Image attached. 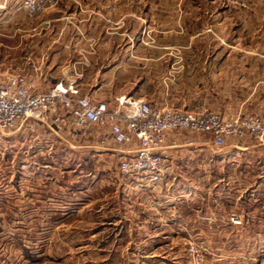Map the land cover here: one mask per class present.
<instances>
[{
    "label": "rangeland",
    "instance_id": "374dc122",
    "mask_svg": "<svg viewBox=\"0 0 264 264\" xmlns=\"http://www.w3.org/2000/svg\"><path fill=\"white\" fill-rule=\"evenodd\" d=\"M28 1L0 0V82L10 76H18L23 81L33 82L38 90L45 91L58 80L70 79L76 80L85 94L96 90L112 97L121 94L133 98L145 96L149 102L168 106H181L189 96L187 103L191 110L203 106L226 113L241 111L264 119V0H178L204 5L192 14L199 20L191 25V31L203 33L198 38L200 40L193 43L194 46L234 53L224 58L219 74L193 71L180 76L183 68H178L176 73L173 67L177 65L169 64L167 59H162L166 62L155 67L149 59L57 56L55 51L70 50L71 46V43L51 39L55 38L59 24L63 23L57 20L64 17L74 31L81 32L72 22L80 23L79 14L86 8L82 6L89 0L60 1L57 6L33 18L24 9ZM214 35L218 39L208 43V38ZM180 63L178 60V66ZM175 77L179 84L177 91L171 84L172 80L176 82ZM140 79H144L143 87H139ZM197 135L180 133L177 143L198 148L191 139ZM187 138L192 143L188 144ZM201 144L200 147L210 149L206 150V155L203 152V155L195 152L174 154L176 151H173L172 156L179 159L185 155L181 160L182 166L174 165L177 170L182 168L181 177L194 175V181L204 180V185L192 181L194 185L187 187L170 186L168 182L173 172L160 184L142 181L144 187H141L136 176L125 178L120 175L119 159L114 150L72 147L64 135L55 132V128L52 130L33 120L14 132L0 133L1 197L10 195L7 189L20 196L23 202L27 201L25 192L28 196L32 194L43 199L53 197L64 202V214L65 210L70 211L64 222L58 225L59 217L30 211L23 213L20 206L8 214L5 205H12V201L2 204L0 211L5 210L6 216L0 219V230H8L9 225L15 222L18 243L9 248L6 243L9 234L0 231V264H24L25 252L33 255V264H89V254L92 253L89 240H98L104 247L118 238L120 240L115 244H123L128 255H136L133 248L139 245H143L144 254H165L181 251L180 248L185 253V242L194 241L201 243L206 250L203 264H257L256 260L264 253V248L256 247L254 234H237L232 228L225 231L227 234H202L194 230L187 235H172L153 231L157 220L153 221L152 212L168 213L172 195L193 198L195 202L190 203L199 206L195 211L200 216L221 214L219 216L226 218V213L237 214L249 209L237 206L238 210H228V206H234L231 197L236 190L240 195L253 193L251 190L258 188L254 186L256 179L264 178L261 176L264 175V155L255 147V142L231 140L226 145L230 151L236 146H252L254 152L242 154L240 160L234 154L211 150L209 146L212 145L207 138ZM238 161L248 165L247 171L241 170V174L246 176L241 177L240 186L235 177L238 170L222 172L220 169L224 164H238ZM219 195L225 198H218ZM156 197L161 201L157 202ZM32 203V207L40 208L35 201ZM146 214L150 220L143 219ZM196 225L195 222L193 226ZM262 226L264 224L257 227ZM41 252L45 258L35 260L36 256L41 257ZM113 253L115 257V251ZM187 261L186 264H191L188 258Z\"/></svg>",
    "mask_w": 264,
    "mask_h": 264
},
{
    "label": "crops",
    "instance_id": "0c3cea01",
    "mask_svg": "<svg viewBox=\"0 0 264 264\" xmlns=\"http://www.w3.org/2000/svg\"><path fill=\"white\" fill-rule=\"evenodd\" d=\"M203 6L204 5L199 3L192 4L178 0H89V3L82 6V8H86L84 9V12L79 14L81 15L78 20L80 23L75 24L72 22L73 25L80 28L81 30L79 29V31L83 33L74 31L73 26H70V24L68 25L64 21V17H61L57 21L63 22L59 24V27L63 26V31L58 27L55 33V38L51 39L62 41L64 43H71L70 50L63 48L55 51L58 53L56 54L57 56L72 54L73 58H82V56L87 55V57L90 58L149 59V61L153 62L155 67L161 66L163 62H166V60L162 61V59H167L169 64L177 65L173 67L176 69V73L179 72V69L183 68L179 72V76L191 74L193 71L205 73L206 75H216L220 73V65L224 62V58H228L230 54L234 53L225 52L219 48L199 49L193 45V43L199 41L200 39L198 38L203 35V33H193L191 31V25L199 20L198 18L194 19L193 15L197 13L196 10H200ZM208 6L210 7L211 5L208 4ZM83 19H85V21H83ZM193 20L195 21L192 23ZM71 35L72 37H70ZM214 38L218 39L214 35L213 37L208 38V43L212 44ZM178 60L181 61L179 66ZM140 80L141 83L139 84V87H143L144 79ZM140 80L137 82H140ZM175 81L176 82L172 80L171 84L174 86L175 91H177L179 84L176 77ZM82 93L85 94L83 91ZM86 94L94 95L97 99L106 100L112 98L111 95L98 93L96 90L93 92H87ZM135 97L140 98V96ZM188 97H186L187 99L181 106L176 105L174 107L191 110L192 108H190V105L187 103ZM141 98L145 99V96H141ZM146 101L155 107L167 105L156 101ZM206 108L211 111H218L210 107ZM197 136V138L191 139L194 140L193 144L199 146L198 148L192 149L189 148L190 145H184V147L180 146L175 149L174 151L176 152H174V154L181 153L186 155L187 152H195L200 155L203 152L206 155V150L210 149L202 148L200 146L203 145L201 144V141H206V138L208 139V137L204 134ZM186 140H188V138ZM209 147L211 150L216 151L211 146ZM251 148L252 146L247 145L236 146L230 151L224 147L218 152L234 154L235 156H238L237 159L240 160L242 154L244 155L254 152ZM258 150L264 155V149L258 148ZM185 155L179 156V159L174 158V165L179 164L182 166L181 160L184 159L183 157ZM240 162L241 161H238V164H224L223 167L220 168L222 172L227 170H238L239 172L235 177L239 186L242 180L241 177L246 176V174H241V170L244 172L248 170V165ZM256 166L257 169L260 168L258 167V164ZM176 168L177 166H173L172 168L171 173H174L173 177H171L168 182L170 186L177 187L180 185L187 187L191 184L194 185V183L197 185L200 183L201 185H204L202 183L204 180L199 179L194 181L196 178L194 175L181 177L179 173L182 168L180 167L179 170ZM189 170L190 169L187 170V173L190 172ZM254 186H257L258 188L252 189L251 192L253 193L244 192L240 195L238 190H236V192L233 193V197H231L234 200V206H228V210H238L236 208L237 206L239 208H249L247 209L248 211L243 209V212L241 211V213H237L242 219V226L236 227L231 225L228 220L230 214L227 213L226 218L219 216L221 214L214 215L213 217L210 215L200 216L201 214H198L195 211V209H197L196 207L199 206L196 204L193 206L190 203L195 202L193 198L188 199L189 197L187 196L173 197L174 195H172L169 197V199L171 198L170 207L168 209L169 214L166 212L160 213L158 211L152 212L153 221L157 220V223L153 226V231L156 233L167 232L172 235H177L178 233L187 235L194 230H198V233L202 234H209V232L227 234L228 232L225 231L231 230L232 228L237 234L249 233L250 235H256V238L254 239V242L257 245L256 247L264 248V226L257 227L260 224H264V188H262L264 187V178L256 179ZM260 188H262V190H260ZM7 190L10 192V195L7 197H0V206L5 204V202L12 201V205H5L8 214L12 212L13 208L15 210V207L20 206V212L23 210V213L30 211L34 214L40 213L43 216H46L47 214L50 217H59L56 221V224L58 225L62 224L70 214L69 209L65 210L64 214V211L62 210L64 202L62 200L54 199L53 197L43 199L41 196H33L32 194H29L28 196L27 192H25V198L27 201L23 202L20 196L13 194L11 189ZM217 197L225 198L224 195H219ZM226 197H228L227 194ZM155 199L157 202L161 201L158 197ZM32 200L38 203L40 208L36 206L32 207ZM14 202L16 205H13ZM143 202L147 201L143 200ZM215 210H217V208H215ZM4 212L5 210L0 211V219L2 216H6ZM201 217H204L205 220H200ZM143 219L150 220V217L146 214L145 217L143 216ZM195 222L197 225L194 227L193 224ZM16 227V223L12 222V224L9 225L8 230H0L1 232L9 234L8 237H6L8 238V242L6 243L9 245V248L11 245L16 246L18 243ZM252 228L256 229L252 230ZM15 232L16 235L14 234ZM239 238L241 239L242 237L240 236ZM116 240L119 241L120 238ZM115 241H111V244H105L103 247L100 242L98 243V240H89V249L90 252H92L89 254V257L91 258L89 264H186V262H188L185 253H183V249L181 248V251H168L166 253L164 252L165 254L154 252L152 254H144L143 245H139L136 248H133L134 251H137L136 255H128L127 248H125V246L123 247V244H115ZM24 242H27L26 238ZM27 244H29V241ZM24 247L27 248V245L24 244ZM114 251L116 255L115 257L113 253ZM23 255L24 264H33V255H30L27 252ZM39 255H41V257L36 256L35 260L41 261L45 258L42 252Z\"/></svg>",
    "mask_w": 264,
    "mask_h": 264
},
{
    "label": "built area",
    "instance_id": "2783aa9c",
    "mask_svg": "<svg viewBox=\"0 0 264 264\" xmlns=\"http://www.w3.org/2000/svg\"><path fill=\"white\" fill-rule=\"evenodd\" d=\"M60 1L65 0H30L24 9L33 18ZM30 120L55 128L72 147L114 150L120 175L136 176L141 187L142 181L157 185L171 176L175 164L172 153L180 147V133L207 135L217 151L231 140L245 139L264 149V119L241 111L155 107L143 98L128 95L97 99L83 94L77 81L70 79L58 80L45 91L18 76L0 82V133L14 132ZM187 143L192 141L188 139ZM228 220L233 226H242L238 214L230 213ZM185 255L191 264H203L206 250L201 243L186 241ZM256 262L264 264V253Z\"/></svg>",
    "mask_w": 264,
    "mask_h": 264
}]
</instances>
